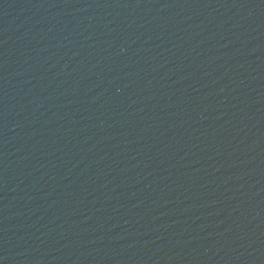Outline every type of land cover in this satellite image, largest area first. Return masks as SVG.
I'll use <instances>...</instances> for the list:
<instances>
[{"label": "water", "instance_id": "water-1", "mask_svg": "<svg viewBox=\"0 0 264 264\" xmlns=\"http://www.w3.org/2000/svg\"><path fill=\"white\" fill-rule=\"evenodd\" d=\"M0 264H264V0H0Z\"/></svg>", "mask_w": 264, "mask_h": 264}]
</instances>
